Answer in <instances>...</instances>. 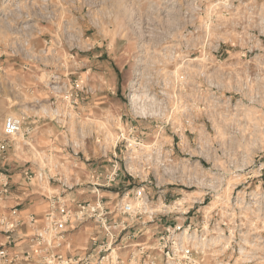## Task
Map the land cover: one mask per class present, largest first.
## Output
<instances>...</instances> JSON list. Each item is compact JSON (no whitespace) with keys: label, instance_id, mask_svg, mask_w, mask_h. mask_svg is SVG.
<instances>
[{"label":"rangeland","instance_id":"rangeland-1","mask_svg":"<svg viewBox=\"0 0 264 264\" xmlns=\"http://www.w3.org/2000/svg\"><path fill=\"white\" fill-rule=\"evenodd\" d=\"M21 1L27 2L21 14L27 16L28 24L33 27L28 33L20 29L23 26L19 23L21 19L14 23L16 15L6 13L9 7ZM228 1L229 6L243 7L250 0ZM255 1L264 4V0ZM222 2L224 0H0V130L7 116L38 117L44 110L50 111L48 86L52 78H58L57 84L65 82L72 86L78 83L93 88L91 75L100 71L101 64H106L115 78L114 89L107 91L105 101L96 100L105 104L95 109L81 108V116L87 119L83 128L85 135L92 131V124L106 128L108 138L114 141L117 121L122 116L121 128L126 129L132 124L139 135L149 137V132L143 128L147 124L133 122L125 105V90L132 81L141 88L166 87L170 85L168 74H177L175 81L178 84H172L176 87L185 85L184 74L206 72L212 74L209 82L219 83L217 74L241 64L236 49L228 46L230 43L217 53L214 51L215 43L234 37L223 35L220 30L223 23L229 22L230 29V23L235 21L231 14L222 11L223 5L226 6ZM189 8L194 14L187 15ZM223 49L227 50L224 52ZM219 58L226 62L216 63ZM201 81L199 79L198 83ZM98 83L100 87H107V81L99 79ZM224 90L230 92L225 93L224 98L232 96L231 101L237 102L239 109L206 110L205 123L201 120L207 138L202 145L210 154H205L208 159L204 166L211 171L216 166L222 170H218L219 174H211L215 175L212 178L218 183L219 191L210 195L209 211L201 207L197 213L203 212L214 218L208 230L215 232L211 238L221 251L217 258L207 256L205 259L207 263H214L213 259H216L221 264H264V79L253 87V92L260 93L263 107H242L244 98L249 95L246 90L244 94H234L227 87ZM62 135L61 128L49 123L35 128L32 140L19 136L9 143L5 153L0 154V174H12L8 165L15 160L20 164L35 161L33 150L51 149V140ZM73 139L74 135H71ZM194 145L198 144L190 143L189 148ZM86 147H90L88 142ZM64 173L71 178L76 171L69 167ZM31 186L33 196L40 198L47 193L57 195L61 192L57 186L46 183H32ZM84 189L82 195L78 192L74 196L68 195L73 190L63 195L71 219L60 240L63 244L57 250L62 259L51 264L67 261L81 264L88 257L95 262L107 254L98 253L99 247L110 241L100 224L94 220L74 222L77 206L71 200L92 204L95 199L89 186ZM101 193V197L108 200L116 198L107 192ZM182 196L187 200L190 198L177 190H168L159 201L153 197L151 208L159 209L164 198V202L169 203ZM217 204L220 205L217 207ZM42 206L36 211L40 217L34 226H26L25 234L19 232L12 242L3 238L0 227V246L4 245L16 264H46L53 259L45 258L40 252L43 247L30 248L33 231L43 228L41 219L47 208ZM198 218L194 216L191 222L200 225ZM114 221L117 225L125 223L132 227L119 235V229H113L114 246H125L116 252L125 264L129 263L130 251L136 255L137 264L142 263L145 255H139L134 246H153L163 227L174 224L168 218L145 226H141L145 219L130 221L114 216ZM151 256L158 254L153 252Z\"/></svg>","mask_w":264,"mask_h":264},{"label":"built area","instance_id":"built-area-1","mask_svg":"<svg viewBox=\"0 0 264 264\" xmlns=\"http://www.w3.org/2000/svg\"><path fill=\"white\" fill-rule=\"evenodd\" d=\"M222 3L226 4L222 11L231 14L235 21L234 24L230 23V29L229 22L223 23L219 26L220 30L223 35L232 34L234 37L232 40L222 39L215 43L214 51L217 53L230 43L228 46L236 49L241 64L217 74L219 83L209 82L212 74L206 72L184 74L185 85L176 87L177 74H168L170 85L166 87L141 88L136 85V81H132L125 90V105L133 122L147 124L143 128L149 132V137L139 135L132 124L126 129L121 128L119 125L122 116L117 121L114 141L108 138L106 128H97L92 124V131L88 136L85 135L83 128L87 119L81 116V108L86 102L85 97L93 96L94 90L78 83L72 86L65 82L57 84L58 78H52L48 86L50 111L44 110L38 117L20 114L4 118L0 130V154L5 153L9 143L19 136L32 140L34 129L39 125L50 123L61 128V132L63 130L61 137L56 136L51 140V149L47 147L33 150L35 161L26 162L28 168L25 169L26 181L30 185L46 183L48 186H57L61 191L57 195L46 194L48 207L41 219L43 228L35 229L30 239V248L43 247L40 252L45 254V258H53L46 264L62 259L57 250L63 244L60 240L71 219L63 195L75 186L65 176L64 169H76L81 161L91 160L86 142L92 147L91 155L102 160L109 159L110 162L104 176L89 185V192L95 198L92 204L71 200L77 206L74 222L79 224L94 220L100 224L105 237L110 241L99 247L98 253H107L106 255L95 262H91L88 257L81 264H125L116 255L125 246H114L113 229H119V235L132 227L125 223L117 225L114 216L130 221L145 219L141 226L163 218L174 221L173 225L163 227L158 242L153 246H134L139 255H145L144 261L139 264H221L216 259H213L214 263H207L205 259L207 256L217 258L221 253L216 241L211 238L215 232L208 230L214 218L203 212L201 215L197 214L201 207L208 210L210 195L219 191L218 183L213 182L212 176L215 175L211 174L222 171L217 166L212 171L204 166L208 159L205 154H209L207 147L202 145L207 141L203 130L206 110L239 109V104L231 101L232 96L224 98L225 93L230 94L224 87L234 94H244V90L249 93L244 98L242 107H261L262 98L257 90L253 92V87L264 79V4L255 0L248 1L243 7H234L233 4L229 6V1L226 3V0ZM192 11L189 8L187 15L194 14ZM226 50L223 49L224 52ZM215 62L225 63L226 60L221 61L219 58ZM199 79L203 81L198 83ZM35 105L39 109V103L36 102ZM71 135L75 139L71 140ZM190 143L198 145L190 149ZM112 189L115 192L111 193ZM168 190L186 194L190 196V201L182 196V199L165 203L164 198L160 201L159 209L151 208L153 197L156 196V201H159ZM8 192L9 178L0 174V203L4 202ZM101 192H107L116 198L108 200L101 197ZM194 216H199L200 225L191 222ZM35 222L32 220L30 224L34 226ZM1 226L7 242H12L19 223L0 221ZM54 250L56 252L53 254ZM153 252H157L158 256H151ZM135 256L130 251L127 264H137ZM0 264H16L4 245L0 246ZM63 264L69 263L67 261Z\"/></svg>","mask_w":264,"mask_h":264},{"label":"crops","instance_id":"crops-1","mask_svg":"<svg viewBox=\"0 0 264 264\" xmlns=\"http://www.w3.org/2000/svg\"><path fill=\"white\" fill-rule=\"evenodd\" d=\"M100 66V71L91 75V84L93 85V88H91L94 90V94L93 96L85 97L86 102L83 104L82 108L95 109L98 105L101 106L105 104L103 101L106 99V95L108 94L107 91L114 89L115 78L113 74L110 73L109 66L106 64H101ZM99 79L105 82L107 81L106 88L98 85ZM96 100L103 101L96 102ZM41 126L42 125H39L38 127ZM87 149L90 152L91 160L89 162L81 161L76 165V169H74L76 173L70 178L75 186L72 189L73 192L68 195L74 196L75 192H78V195H82V192L85 191L84 188H87L95 179L102 178L106 173L107 165L110 162L109 159L102 160L95 155H91L92 147ZM25 164H20V162L16 163L15 160L13 164L8 165L12 172V174L7 175L9 178V192L4 202L0 203V221L4 223L11 221L19 223V227L13 235V238L17 237L19 232L25 234L27 229L26 226H30L32 220L36 221L40 217L36 211L42 208V205H46V208L48 207L45 196H43V198L33 196L31 190L33 186L26 181ZM13 209L15 210L13 211ZM3 238L6 239V235H4Z\"/></svg>","mask_w":264,"mask_h":264},{"label":"bare ground","instance_id":"bare-ground-1","mask_svg":"<svg viewBox=\"0 0 264 264\" xmlns=\"http://www.w3.org/2000/svg\"><path fill=\"white\" fill-rule=\"evenodd\" d=\"M34 2H35V0H34ZM21 3H22V1H21ZM18 3V4H15L14 3V5L12 6V4H11V8L9 7V10H7V12L6 13H8L10 16H12V15H16V17H14L13 18V22L15 23V21H19L20 19L22 20L21 22H19V23H22L21 25H23V26H21V30L23 31V32H25V31H27V33L29 32L28 30H30L31 28H33L32 27V24H28V20L29 19H27V16H24V15H22L21 14V10L23 9V6H25V5H27V2L26 3ZM6 5V4H5ZM5 13V14H6ZM165 17V16H164ZM25 36V35H24ZM23 36V37H24ZM30 36V35H29ZM24 50V49H23ZM21 52H22V50H21ZM168 55V54H167ZM174 60V59H173ZM183 62V61H182ZM181 67V66H180ZM227 191H228V189H227ZM199 196V195H198ZM260 264V263H259Z\"/></svg>","mask_w":264,"mask_h":264}]
</instances>
